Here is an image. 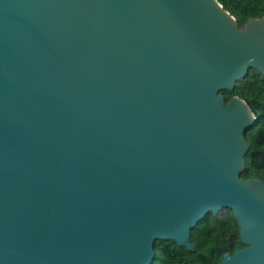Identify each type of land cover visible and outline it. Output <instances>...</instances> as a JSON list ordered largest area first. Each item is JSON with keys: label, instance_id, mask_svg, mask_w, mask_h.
<instances>
[{"label": "water", "instance_id": "obj_1", "mask_svg": "<svg viewBox=\"0 0 264 264\" xmlns=\"http://www.w3.org/2000/svg\"><path fill=\"white\" fill-rule=\"evenodd\" d=\"M251 69L264 17L218 0H0V264H153L225 208L221 264H264Z\"/></svg>", "mask_w": 264, "mask_h": 264}, {"label": "trees", "instance_id": "obj_2", "mask_svg": "<svg viewBox=\"0 0 264 264\" xmlns=\"http://www.w3.org/2000/svg\"><path fill=\"white\" fill-rule=\"evenodd\" d=\"M244 26L250 18L264 17V0H218ZM227 102L234 96L244 99L257 116L247 132L249 150L246 154L245 178L264 180V76L251 69L234 91L223 90ZM195 251H189L174 240H158L153 264H221L226 253L243 247L240 228L233 214L225 217L210 213L192 229Z\"/></svg>", "mask_w": 264, "mask_h": 264}, {"label": "rangeland", "instance_id": "obj_3", "mask_svg": "<svg viewBox=\"0 0 264 264\" xmlns=\"http://www.w3.org/2000/svg\"><path fill=\"white\" fill-rule=\"evenodd\" d=\"M231 214H233L232 210L225 208V209L222 210L221 213H219L218 215H214V216H219V217H225V218H227Z\"/></svg>", "mask_w": 264, "mask_h": 264}]
</instances>
